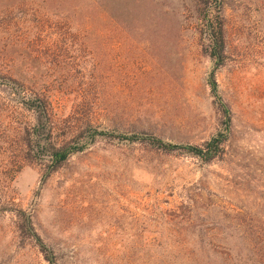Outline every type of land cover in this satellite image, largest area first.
Wrapping results in <instances>:
<instances>
[{
  "label": "rangeland",
  "instance_id": "374dc122",
  "mask_svg": "<svg viewBox=\"0 0 264 264\" xmlns=\"http://www.w3.org/2000/svg\"><path fill=\"white\" fill-rule=\"evenodd\" d=\"M224 1L221 157L99 136L44 180L48 144L90 126L196 146L223 130L199 0H0V264H50L26 215L56 264H264V0Z\"/></svg>",
  "mask_w": 264,
  "mask_h": 264
},
{
  "label": "trees",
  "instance_id": "16d2710c",
  "mask_svg": "<svg viewBox=\"0 0 264 264\" xmlns=\"http://www.w3.org/2000/svg\"><path fill=\"white\" fill-rule=\"evenodd\" d=\"M201 10V21L203 40L205 42V49L214 65V71L211 73L210 85L213 94L217 97L219 105L222 109L223 115L227 118L224 122L225 127L222 131L214 135L209 141L205 142L202 146L196 145H183L166 142L160 138L139 135V134H120L100 130L97 127L90 126L85 135V141H71L69 143L57 146L53 143L48 144L45 148L46 155L50 158V164L44 173V180L51 176L52 173L59 170L67 159L75 153L82 152L87 149L94 140L101 137L119 138L122 140L135 141H148L155 147H158L166 152L184 151L185 153L196 156L205 162H213L221 157L225 151L224 145L229 139L230 124H231V110L225 101L221 99L218 92V85L214 78L215 70L221 67L226 59V29L224 17V0H199ZM39 115L49 118L51 111V102L48 98L37 95L32 103ZM25 224L28 231L32 234L42 252L46 254L50 264H56V257L53 251L46 245L41 237L36 233L30 216H25ZM208 256V255H207ZM202 258H191L188 262L191 264H205Z\"/></svg>",
  "mask_w": 264,
  "mask_h": 264
}]
</instances>
